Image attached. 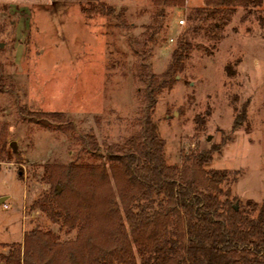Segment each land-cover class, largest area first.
I'll list each match as a JSON object with an SVG mask.
<instances>
[{"label": "rangeland", "instance_id": "1", "mask_svg": "<svg viewBox=\"0 0 264 264\" xmlns=\"http://www.w3.org/2000/svg\"><path fill=\"white\" fill-rule=\"evenodd\" d=\"M125 10L130 30L89 13L88 0H0V252L24 243L32 231L58 242L75 240L37 201L52 200L54 169L105 164L103 149L133 132L139 116V84L128 38L152 22L150 0H103ZM165 20L163 35L148 59L162 74L177 38L186 33L192 52L173 87L160 96L154 118L166 143L169 164L185 155L210 152L206 169L237 173L230 200L235 206L264 205V7L239 8L221 31L213 20H188L204 0H186ZM183 21L184 23H180ZM201 22V23H199ZM40 113L39 121L33 119ZM61 113L65 121L43 114ZM74 126L72 130L69 124ZM4 130V131H2ZM93 134L94 152L81 141ZM15 143L16 152L10 146ZM102 156L104 158H102ZM1 264V263H0Z\"/></svg>", "mask_w": 264, "mask_h": 264}, {"label": "trees", "instance_id": "2", "mask_svg": "<svg viewBox=\"0 0 264 264\" xmlns=\"http://www.w3.org/2000/svg\"><path fill=\"white\" fill-rule=\"evenodd\" d=\"M150 1L152 22L141 34L128 38L138 59L135 79L140 86V114L131 123L133 132L104 146L110 175L105 164L56 168L50 180L59 183L63 192L53 188L52 200L33 205L46 210L52 221L76 230V239L58 242L35 230L25 235L24 243L1 251V264H264V205L249 201L236 210L230 196L237 173L207 170L210 152L168 162L166 143L154 116L160 96L172 89L193 45L182 34L168 68L160 75L151 71L148 59L163 35L165 20L187 2ZM204 3L190 11L187 18L195 26L188 32H198V21L207 20L214 21L211 30L218 32L237 9L250 12L264 7V0ZM87 5L84 11L102 12L111 26L130 30L125 10L117 11L103 0H88ZM260 23L264 30L263 17ZM31 115L39 121L40 113ZM43 116L65 121L61 113ZM66 123L74 129L71 122ZM81 141L94 152L101 149L93 134L86 133ZM0 148L6 149L4 134H0Z\"/></svg>", "mask_w": 264, "mask_h": 264}, {"label": "water", "instance_id": "3", "mask_svg": "<svg viewBox=\"0 0 264 264\" xmlns=\"http://www.w3.org/2000/svg\"><path fill=\"white\" fill-rule=\"evenodd\" d=\"M0 47H2V45H0ZM10 146L12 147L13 151L16 152V146H15V143H11ZM57 189L60 190L59 187H58ZM2 199H3V198L0 199V202H1ZM235 208H236V210H238V207H237V206H235Z\"/></svg>", "mask_w": 264, "mask_h": 264}, {"label": "built area", "instance_id": "4", "mask_svg": "<svg viewBox=\"0 0 264 264\" xmlns=\"http://www.w3.org/2000/svg\"><path fill=\"white\" fill-rule=\"evenodd\" d=\"M180 23H184L183 21H181Z\"/></svg>", "mask_w": 264, "mask_h": 264}]
</instances>
